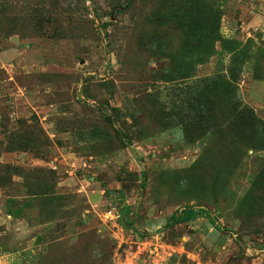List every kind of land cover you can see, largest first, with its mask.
I'll return each mask as SVG.
<instances>
[{"label": "rangeland", "instance_id": "374dc122", "mask_svg": "<svg viewBox=\"0 0 264 264\" xmlns=\"http://www.w3.org/2000/svg\"><path fill=\"white\" fill-rule=\"evenodd\" d=\"M219 80L260 131L264 0H0V264H264Z\"/></svg>", "mask_w": 264, "mask_h": 264}, {"label": "trees", "instance_id": "16d2710c", "mask_svg": "<svg viewBox=\"0 0 264 264\" xmlns=\"http://www.w3.org/2000/svg\"><path fill=\"white\" fill-rule=\"evenodd\" d=\"M223 83V80H219L214 82L213 85L209 84V86H207L208 89L212 88L213 91L218 92V96L214 97V104H216L217 107V116H215V120L218 119V124H216L219 128V130L217 131L218 141L220 143L224 141H230V138L227 136H231L234 133V126L241 132H251L250 140L246 142V146H249L256 150L264 151V124H261L262 129L259 131L255 126L256 117L254 116L252 111L247 107H244L242 102L235 98L234 94L231 95V97H227L229 95L225 92V84ZM232 100V105L227 108V105H229ZM238 142L239 140L237 141L235 139V142L233 144L234 151L232 149V154H236V151H238L241 147L242 144H238ZM225 149L227 148L225 147ZM195 213L196 212L193 209H185L178 217H175V215L172 214L168 217L167 221H169V223L172 221L175 224L185 223L192 220L196 216Z\"/></svg>", "mask_w": 264, "mask_h": 264}, {"label": "built area", "instance_id": "2783aa9c", "mask_svg": "<svg viewBox=\"0 0 264 264\" xmlns=\"http://www.w3.org/2000/svg\"><path fill=\"white\" fill-rule=\"evenodd\" d=\"M105 217L109 220H113V219L115 220L119 218V215L116 212H114V210H108L105 213Z\"/></svg>", "mask_w": 264, "mask_h": 264}]
</instances>
